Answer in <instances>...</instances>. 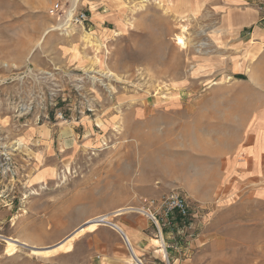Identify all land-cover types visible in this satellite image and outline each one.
Segmentation results:
<instances>
[{"label":"rangeland","instance_id":"374dc122","mask_svg":"<svg viewBox=\"0 0 264 264\" xmlns=\"http://www.w3.org/2000/svg\"><path fill=\"white\" fill-rule=\"evenodd\" d=\"M72 7L0 0V264H100L85 234L71 252L32 247L119 208L159 212L171 191L190 229L160 264H264V200L234 193L205 154L243 130L264 0H77L82 24ZM230 13L256 17L235 29ZM6 237L29 245L10 253Z\"/></svg>","mask_w":264,"mask_h":264},{"label":"crops","instance_id":"0c3cea01","mask_svg":"<svg viewBox=\"0 0 264 264\" xmlns=\"http://www.w3.org/2000/svg\"><path fill=\"white\" fill-rule=\"evenodd\" d=\"M232 13L225 15L226 23L235 29L245 27L256 17L252 14L250 18L242 19ZM261 33L262 30H259L258 34ZM262 37L264 39V35ZM261 51L260 59L252 64L249 71L250 84L256 91L255 94L247 93L244 99L246 115L241 122L243 130L230 136L228 143L221 142L214 146L212 152L205 154L219 159L223 166L221 179L231 185L234 193H253L264 200V46ZM114 220L116 226H101L94 232L85 233L86 237L90 236L93 241L100 242L105 250L101 254L100 264H138L130 259L131 252L123 248V234L142 260L139 264L163 263L164 251L167 259H170V255L176 253L173 248L181 243V237L175 236L183 228L178 219L172 224H164L163 220L156 223L148 214L124 212L115 216ZM176 260H179L177 255Z\"/></svg>","mask_w":264,"mask_h":264},{"label":"bare ground","instance_id":"6f19581e","mask_svg":"<svg viewBox=\"0 0 264 264\" xmlns=\"http://www.w3.org/2000/svg\"><path fill=\"white\" fill-rule=\"evenodd\" d=\"M76 6H77V0H73V8H75ZM70 26H72V25H70ZM58 28H61V27H58ZM178 41L183 42V38L179 37ZM262 47L263 46L260 44V46L257 48V52H255L254 56L256 55V53H258L262 50ZM132 210H138V211L144 212L150 216V213L143 208H138V207L137 208L136 207L119 208V209L112 211L110 213L100 214V215L94 217L93 219L89 220L86 223V225L79 227V229H77L75 232H72L71 235H69L66 239H64L62 242H60L59 244H57L56 246H54L52 248L40 249V248L32 247L33 248L32 251L34 254L44 255V256H50V255L56 254L60 251L71 252L74 249L73 241L76 237L81 236V235L85 234L86 232H94L102 225L116 226V224L113 220V216L120 215V214H123L124 212L132 211ZM124 238H125V236H124ZM5 240L8 244V251L10 253H14L17 250V247L21 244L22 245H29L28 242L21 241L18 238H14V237H6ZM126 244L131 251L132 260L134 262H137L138 264L142 263V260L138 256L136 249L132 246L131 242L128 240L126 242ZM164 254H165V251H164Z\"/></svg>","mask_w":264,"mask_h":264},{"label":"built area","instance_id":"2783aa9c","mask_svg":"<svg viewBox=\"0 0 264 264\" xmlns=\"http://www.w3.org/2000/svg\"><path fill=\"white\" fill-rule=\"evenodd\" d=\"M77 8H69L67 10L68 21L72 23L82 24L87 20L86 12L78 11ZM64 10L60 3H55L51 8V13L60 14ZM152 205L155 201L151 202ZM159 212H152L150 210V217L154 222H159L158 216L164 217L162 220L164 224H172L174 220H180L183 228H186L189 224L188 218L191 216L190 206L188 204V199L185 195L178 191H171L161 197L158 204Z\"/></svg>","mask_w":264,"mask_h":264},{"label":"water","instance_id":"95a60500","mask_svg":"<svg viewBox=\"0 0 264 264\" xmlns=\"http://www.w3.org/2000/svg\"><path fill=\"white\" fill-rule=\"evenodd\" d=\"M124 236H125V235L123 234V237H124ZM124 239H125V241H126V242L128 241V240H127V238H126V236H125V238H124Z\"/></svg>","mask_w":264,"mask_h":264}]
</instances>
